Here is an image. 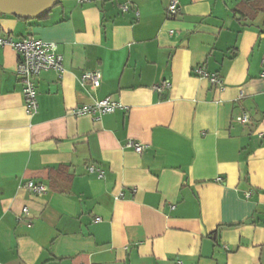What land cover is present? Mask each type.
Masks as SVG:
<instances>
[{"label":"crops","instance_id":"1","mask_svg":"<svg viewBox=\"0 0 264 264\" xmlns=\"http://www.w3.org/2000/svg\"><path fill=\"white\" fill-rule=\"evenodd\" d=\"M171 1L0 13V39L54 43L64 68L40 74L30 115L0 46V264H264V0H178L174 17ZM105 99L123 108L71 114Z\"/></svg>","mask_w":264,"mask_h":264},{"label":"built area","instance_id":"2","mask_svg":"<svg viewBox=\"0 0 264 264\" xmlns=\"http://www.w3.org/2000/svg\"><path fill=\"white\" fill-rule=\"evenodd\" d=\"M81 2H90V0H81ZM129 10L128 6L123 7V11ZM179 11V1L172 0L168 8V15L174 17ZM9 45L19 55V64L17 67V75L19 81L23 87V95L25 99L26 111L30 115H34L38 110V91L37 80L42 72L53 70L55 72H63V58L58 54V46L54 43H48L33 36H26L18 41L12 39L4 40L0 39V46ZM195 75L198 77H206L212 86L217 88H223V79L217 74H208L203 67H198L195 70ZM83 84L90 83V87L93 90L98 89L101 86L102 75L98 71L86 72L81 78ZM171 84L168 81H164L161 84L154 87V90L161 92L164 89L170 88ZM123 106L120 103L105 99L97 101L94 105H85L75 108L71 111L74 116H90L93 119H100L101 117L112 114ZM237 121L242 125H248L252 122V118L249 114L244 113ZM128 146L133 148L136 153L141 154L144 151V147L140 143L129 142ZM95 168H90L91 172H94ZM25 188L35 194L43 195L48 192V187L40 182L28 181L25 184ZM24 215H28L27 208L23 210Z\"/></svg>","mask_w":264,"mask_h":264},{"label":"water","instance_id":"3","mask_svg":"<svg viewBox=\"0 0 264 264\" xmlns=\"http://www.w3.org/2000/svg\"><path fill=\"white\" fill-rule=\"evenodd\" d=\"M58 0H0V13L23 20H37L48 15Z\"/></svg>","mask_w":264,"mask_h":264}]
</instances>
